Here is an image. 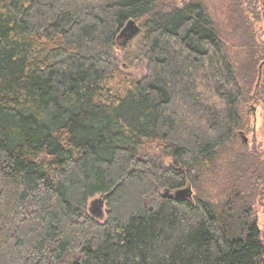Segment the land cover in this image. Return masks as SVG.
<instances>
[{"label":"trees","instance_id":"trees-1","mask_svg":"<svg viewBox=\"0 0 264 264\" xmlns=\"http://www.w3.org/2000/svg\"><path fill=\"white\" fill-rule=\"evenodd\" d=\"M259 21L232 15L239 62L203 0H0V264H264Z\"/></svg>","mask_w":264,"mask_h":264},{"label":"rangeland","instance_id":"rangeland-1","mask_svg":"<svg viewBox=\"0 0 264 264\" xmlns=\"http://www.w3.org/2000/svg\"><path fill=\"white\" fill-rule=\"evenodd\" d=\"M176 1L180 4H184L188 0ZM203 2L217 26L229 39V45L233 50L235 49L233 52L236 51L235 53H232V55H234L239 62L242 61L243 54L240 53L241 50L239 52L237 51L240 49L239 45L241 43L237 38H234L235 29L232 24V15H251L253 18H258L260 21L256 23V32L264 40V0H203ZM240 3L241 6L239 5ZM232 37L234 39H232ZM138 38L139 35L124 45L121 44L123 43V39H119V46L117 47L116 52L122 62V67L140 78L146 73L145 63L135 61L132 64H129L128 62H131L130 60H124L125 54L134 50ZM245 112L251 126L245 131L244 136L241 134L240 140L245 144L244 147L248 149L257 147V151L261 150L264 152V108L261 105L249 103L245 107ZM193 194H195L194 190ZM88 207L91 215L95 216L100 221L105 220L107 207L104 196L97 195L92 198L89 201ZM254 212L258 220V226L261 230V238L264 242V184L259 187L258 197L254 204Z\"/></svg>","mask_w":264,"mask_h":264},{"label":"water","instance_id":"water-1","mask_svg":"<svg viewBox=\"0 0 264 264\" xmlns=\"http://www.w3.org/2000/svg\"><path fill=\"white\" fill-rule=\"evenodd\" d=\"M141 31H142V28L136 23V21H134L133 19H130L126 23L125 27L122 29L118 38L123 39V43L121 44L124 45L125 43H127L128 41H131L134 37L139 35ZM1 84H2V80L0 77V86ZM192 194H193V191L190 187L176 192V196L179 198L191 197Z\"/></svg>","mask_w":264,"mask_h":264}]
</instances>
